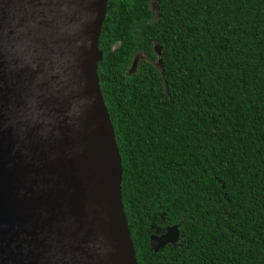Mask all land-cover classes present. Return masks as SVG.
Here are the masks:
<instances>
[{
	"label": "trees",
	"instance_id": "1",
	"mask_svg": "<svg viewBox=\"0 0 264 264\" xmlns=\"http://www.w3.org/2000/svg\"><path fill=\"white\" fill-rule=\"evenodd\" d=\"M97 47L136 264H264V0H106Z\"/></svg>",
	"mask_w": 264,
	"mask_h": 264
},
{
	"label": "water",
	"instance_id": "2",
	"mask_svg": "<svg viewBox=\"0 0 264 264\" xmlns=\"http://www.w3.org/2000/svg\"><path fill=\"white\" fill-rule=\"evenodd\" d=\"M105 10L0 0V264H136L97 78ZM177 238L169 226L148 247Z\"/></svg>",
	"mask_w": 264,
	"mask_h": 264
},
{
	"label": "flooded vegetation",
	"instance_id": "3",
	"mask_svg": "<svg viewBox=\"0 0 264 264\" xmlns=\"http://www.w3.org/2000/svg\"><path fill=\"white\" fill-rule=\"evenodd\" d=\"M117 47V43H114L112 46H111V50H113V49H115ZM137 58V60H138V58H139V56L136 54V55H133L132 57H131V61H130V63H129V65L127 66V68L124 70V73L125 74H127L128 72H129V66H130V64H131V62H132V60H133V58ZM164 232V231H163ZM163 232H159V231H156V232H154L153 234H155V235H160V234H162Z\"/></svg>",
	"mask_w": 264,
	"mask_h": 264
}]
</instances>
